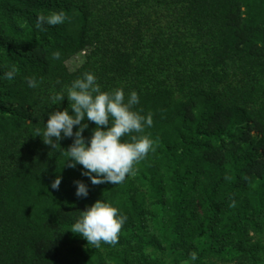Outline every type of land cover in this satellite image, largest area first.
Returning <instances> with one entry per match:
<instances>
[{
    "label": "trees",
    "instance_id": "16d2710c",
    "mask_svg": "<svg viewBox=\"0 0 264 264\" xmlns=\"http://www.w3.org/2000/svg\"><path fill=\"white\" fill-rule=\"evenodd\" d=\"M61 10L63 24L35 27ZM84 72L152 114L155 151L135 180L93 185L64 165L74 136L55 148L35 136L69 108L51 93ZM82 123L88 141L95 124ZM97 200L127 216L115 246L70 231ZM146 250L153 264H264V0H0V264H149Z\"/></svg>",
    "mask_w": 264,
    "mask_h": 264
},
{
    "label": "clouds",
    "instance_id": "9594fccd",
    "mask_svg": "<svg viewBox=\"0 0 264 264\" xmlns=\"http://www.w3.org/2000/svg\"><path fill=\"white\" fill-rule=\"evenodd\" d=\"M67 19L66 13L53 11L37 16V29L43 25H61ZM61 53H52V59L59 60ZM17 74L13 66L4 74V78L11 81ZM30 88L38 87L35 77H25ZM59 83V81H57ZM67 97L69 108L52 111L43 130L38 129L35 136H41L43 142L53 148L63 137H73V143L66 149V164L75 168L82 165L86 175L93 185L111 183L122 184L129 175H134L136 166L145 160L150 152L155 151L156 142L145 128L153 125L152 114L146 116L133 110L139 103L136 91H131L127 100L122 88L104 91L91 72H84L61 92L51 93V105H59ZM50 105V106H51ZM95 124L90 140L86 141L83 132L88 128L87 123ZM74 126H79L74 132ZM127 137L128 139H125ZM227 179V178H226ZM61 178L52 183L53 189H58ZM76 195L86 197L88 188L82 181H76ZM230 207H235L233 200ZM127 216L110 202L97 200L85 210L80 211L79 217L70 227V231L86 239L88 246L100 248L101 243L115 246L119 242V234ZM192 261L198 259L195 252L190 254Z\"/></svg>",
    "mask_w": 264,
    "mask_h": 264
},
{
    "label": "rangeland",
    "instance_id": "374dc122",
    "mask_svg": "<svg viewBox=\"0 0 264 264\" xmlns=\"http://www.w3.org/2000/svg\"><path fill=\"white\" fill-rule=\"evenodd\" d=\"M89 55V52H80L78 53L77 55L73 56L72 58H70L67 62H66V65L68 67L69 70L73 71V70H76L78 67H80L84 60L86 59V57ZM127 179H130V180H135V177L134 175H129ZM135 183V186L137 188V190L139 191V193L141 192H147V188H146V185L144 184V182H141V181H136L134 182ZM150 254V250H146L143 252V257H145L147 259V261L150 263H154V258L149 255ZM139 256H142V255H139ZM185 264V263H184ZM218 264H222L220 262H218ZM229 264H233V263H229Z\"/></svg>",
    "mask_w": 264,
    "mask_h": 264
}]
</instances>
